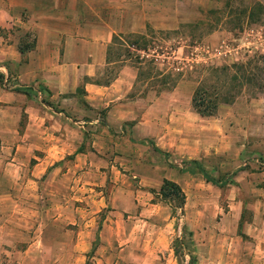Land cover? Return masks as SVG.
I'll return each instance as SVG.
<instances>
[{"label":"rangeland","instance_id":"rangeland-1","mask_svg":"<svg viewBox=\"0 0 264 264\" xmlns=\"http://www.w3.org/2000/svg\"><path fill=\"white\" fill-rule=\"evenodd\" d=\"M156 1L178 13L181 21L170 29L146 26L142 34H114L109 48L111 71L123 66L138 70L137 90L149 97L142 99V111L153 95L169 90L164 89L167 85L160 88L158 77L142 74L146 66L134 57H142L141 51L128 47L130 55H125L126 43L136 41L142 46L141 35H146L144 59H152L151 66L169 73L166 83L173 88L183 83L181 92H190V98L202 81H216L207 69L240 63L250 77L230 103L218 104L213 117L199 116L210 121L207 146L215 154L167 165L171 173L189 174L182 178L185 208L173 217L157 194L161 163L150 155L151 138L142 136V168L133 163L130 168L102 169L101 183L96 175H84L87 171L68 155L72 163H65L44 182L30 181L25 170L17 185H0V264H142V234L131 232L137 224L132 214L135 206V217L142 208L139 220L147 222L150 243L164 247L148 254L150 264H176L170 243L180 236L182 225L192 232L197 264H264V0ZM146 132L154 134L155 128ZM146 132L142 129V135ZM80 139V151L99 156L86 137ZM200 168L216 183L206 182ZM87 179L92 182L82 187ZM101 197L103 205L96 208L93 201ZM108 211L116 221L113 244L103 242L101 248L98 242L90 250H80L81 242L92 238L91 231L100 227V218ZM225 214L227 220L216 228ZM124 245L130 248L122 250ZM187 261L186 255L179 257L180 264Z\"/></svg>","mask_w":264,"mask_h":264},{"label":"crops","instance_id":"crops-1","mask_svg":"<svg viewBox=\"0 0 264 264\" xmlns=\"http://www.w3.org/2000/svg\"><path fill=\"white\" fill-rule=\"evenodd\" d=\"M156 2L0 0V185H17L25 170L30 172V181L44 182L65 163H72L68 155L87 171L84 175H96L101 183L105 176L102 169L130 168L133 163L142 168L143 136L151 138L150 155L161 163L157 190L166 179L184 192L183 179L189 174L171 173L167 165L215 154L207 146L210 121L192 111L190 92H181L183 83L153 95L142 111V99L149 97L137 90L138 70L123 66L111 71L106 63L114 34H142L146 26L170 29L181 21L178 13ZM20 45L24 49L21 54ZM105 72L108 75L99 82ZM23 88L27 92L20 90ZM151 127L154 134L146 132ZM80 137H86L87 145L99 156L90 150L91 159L87 151H80ZM138 177L142 187V175ZM91 182L84 180L81 186ZM102 200L93 201L96 208L103 205ZM136 208L132 214L137 224L131 232L142 234V264H150L148 254L164 247L150 243L147 222L139 220L142 208L135 217ZM100 210L98 207L96 212ZM113 214L108 211L100 218V227L91 231L90 240L81 242L80 250H90L98 242L101 248L103 242L113 244ZM228 216L222 215L216 228ZM234 217L236 221L238 215ZM126 248L130 247L124 245L122 250Z\"/></svg>","mask_w":264,"mask_h":264},{"label":"trees","instance_id":"trees-1","mask_svg":"<svg viewBox=\"0 0 264 264\" xmlns=\"http://www.w3.org/2000/svg\"><path fill=\"white\" fill-rule=\"evenodd\" d=\"M139 38L142 40V46H139L136 41L135 43H126L128 51L125 52V55H130L131 50H129V48L134 49V51H141L143 54L142 57L138 54L134 55V57L137 59V64L142 62V65L146 66V69L142 71V74L144 73V76H148L149 78L158 77V85L160 88H164L167 85L164 89L171 90L173 85L166 83L170 74L162 73L160 70L151 66L152 59H144V55H147V48L145 46L146 35H141ZM113 39L114 37H112L111 43H113ZM109 48L106 55L107 64H110ZM18 50L20 54L24 51L21 45L18 47ZM123 59L124 58L120 60ZM207 71L216 77V81L214 83L202 81L194 88L190 98L191 108L198 116L203 118L213 117L217 111L218 104L230 103L240 92L241 88H243L244 84L250 80L246 67L240 63H235L230 66L210 68L207 69ZM115 75L116 73L106 79L103 83H108ZM20 90H22V92H27L26 88ZM199 170L206 182L211 184L216 183V181L209 177L201 168ZM150 192L153 191L151 190ZM157 194L161 198V201H163L169 208L171 216L174 217L176 212H178V214L182 213L185 196L176 183L162 179ZM170 250L176 260V264H180L179 257L185 255L188 257L187 264H197L195 246L192 243V232L186 227V225H182L180 236L172 239Z\"/></svg>","mask_w":264,"mask_h":264}]
</instances>
